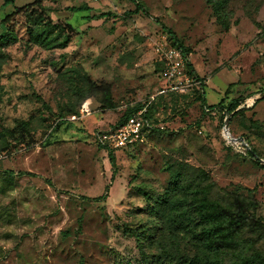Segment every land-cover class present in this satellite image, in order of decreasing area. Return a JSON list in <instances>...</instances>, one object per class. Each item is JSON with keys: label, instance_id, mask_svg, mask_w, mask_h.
<instances>
[{"label": "rangeland", "instance_id": "rangeland-1", "mask_svg": "<svg viewBox=\"0 0 264 264\" xmlns=\"http://www.w3.org/2000/svg\"><path fill=\"white\" fill-rule=\"evenodd\" d=\"M2 4L0 264H156L167 252L187 254L185 240L171 245L151 214L176 175L198 183L206 200L244 203L249 223L264 226V0ZM32 22L56 26L66 47L30 43ZM167 30L203 80L204 103L223 101L224 111L159 108L144 143L113 150L111 164L98 136L163 88L151 40ZM84 75L108 86L114 110L102 109ZM237 98L245 99L227 112ZM227 118L230 137L242 141L223 137Z\"/></svg>", "mask_w": 264, "mask_h": 264}, {"label": "trees", "instance_id": "trees-1", "mask_svg": "<svg viewBox=\"0 0 264 264\" xmlns=\"http://www.w3.org/2000/svg\"><path fill=\"white\" fill-rule=\"evenodd\" d=\"M14 0H3L2 7L12 5ZM139 10V6L136 8ZM73 13L84 11L81 8H71ZM108 14H101L99 19L106 17ZM37 28V30L34 29ZM57 29L56 26L41 25L38 22H32L28 27V41L32 44L44 47L46 50H51L55 47L65 48L67 41L58 43L57 36L53 33ZM70 31H73L68 26ZM172 46L182 50L185 58L186 53L182 46L178 44L174 34L167 30L166 34ZM1 41V38H0ZM187 59V58H186ZM157 72L160 73L162 65L155 62ZM187 67L191 70V66L187 61ZM193 72V71H192ZM84 81L87 84V91L92 94H99L101 107L105 110H114L115 104L112 103L109 97V89L107 85L91 80L84 75ZM202 80V79H201ZM203 81V80H202ZM264 92H262L263 94ZM228 94V93H226ZM226 96V95H225ZM148 100L139 106H134L126 110L123 116L118 121L117 125L110 131L121 126L129 117L137 111L145 108L143 119L151 126L155 123V115L159 108H167L170 112L182 114L184 109L190 105L201 104L203 112L211 114L222 113L224 108L223 101L214 105L207 106L204 103L203 87L201 91H194L188 95L167 94L156 96L153 100ZM245 98H237L231 101L225 110L231 113L234 112ZM161 106V107H160ZM165 108V109H166ZM208 109L209 112H206ZM154 131L153 126L150 131L145 128L142 135L148 137ZM109 132V131H108ZM99 145V144H98ZM141 144L134 145L135 148ZM99 147L107 151L111 164L114 163L111 149ZM128 149V148H127ZM126 150V149H122ZM249 157L255 159V152L250 150ZM180 175L173 177V184L158 196L154 205L151 208V214L155 215L160 221L161 236L166 234L170 239L171 245L173 240H178V236L185 240V247H188V253H179L178 251L167 252L166 255L158 257L156 264H264V245L261 241L264 235V226L250 224L248 209L242 202L234 200L232 205H221L216 202L206 200L201 197L198 190V183L192 181L187 185L186 182H181ZM179 182V184L177 183ZM104 196L98 198L103 199ZM251 227H254L253 233L256 238L253 241H247L244 234ZM162 238V237H161ZM262 239V240H261Z\"/></svg>", "mask_w": 264, "mask_h": 264}, {"label": "built area", "instance_id": "built-area-1", "mask_svg": "<svg viewBox=\"0 0 264 264\" xmlns=\"http://www.w3.org/2000/svg\"><path fill=\"white\" fill-rule=\"evenodd\" d=\"M151 48L156 61L162 65L160 79L163 88L157 92L156 96L167 94L188 95L194 91H201L204 82L189 70L187 59L182 50L172 46L166 35L163 34L151 40ZM150 99L153 100L154 97ZM205 111L209 112L208 109H205ZM145 112V108H143L113 131L100 134L98 144L111 150H122L144 143V136L142 135L144 128L147 131L152 128L143 119ZM214 113L211 112V114ZM222 135L226 140L234 142L230 134L229 138L225 137L223 132Z\"/></svg>", "mask_w": 264, "mask_h": 264}, {"label": "water", "instance_id": "water-1", "mask_svg": "<svg viewBox=\"0 0 264 264\" xmlns=\"http://www.w3.org/2000/svg\"><path fill=\"white\" fill-rule=\"evenodd\" d=\"M261 98H264V93L261 94ZM227 126H228V118L224 121V125H223V134L224 136L228 137L229 138V133H228V129H227ZM232 141L236 142V141H242V138H239V139H232Z\"/></svg>", "mask_w": 264, "mask_h": 264}, {"label": "crops", "instance_id": "crops-1", "mask_svg": "<svg viewBox=\"0 0 264 264\" xmlns=\"http://www.w3.org/2000/svg\"><path fill=\"white\" fill-rule=\"evenodd\" d=\"M154 59V62H157L156 61V59H155V57L153 58ZM191 71H193L192 69H191ZM193 73H194V71H193ZM195 74V73H194ZM159 76H160V73H159ZM195 76H197L196 74H195ZM198 77V76H197Z\"/></svg>", "mask_w": 264, "mask_h": 264}]
</instances>
